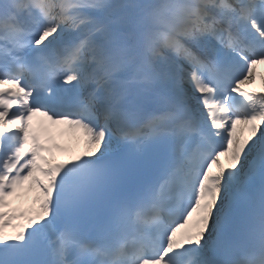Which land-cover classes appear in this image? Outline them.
Wrapping results in <instances>:
<instances>
[{"label": "snow or ice", "instance_id": "snow-or-ice-1", "mask_svg": "<svg viewBox=\"0 0 264 264\" xmlns=\"http://www.w3.org/2000/svg\"><path fill=\"white\" fill-rule=\"evenodd\" d=\"M259 65L264 0H0V264H264Z\"/></svg>", "mask_w": 264, "mask_h": 264}, {"label": "rangeland", "instance_id": "rangeland-1", "mask_svg": "<svg viewBox=\"0 0 264 264\" xmlns=\"http://www.w3.org/2000/svg\"><path fill=\"white\" fill-rule=\"evenodd\" d=\"M259 82H260V80H259ZM254 87L256 88L257 87V84Z\"/></svg>", "mask_w": 264, "mask_h": 264}]
</instances>
